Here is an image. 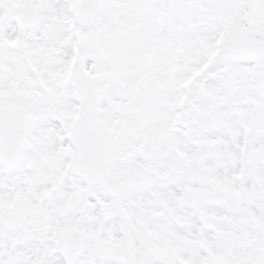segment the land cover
I'll return each instance as SVG.
<instances>
[{
	"label": "snow or ice",
	"instance_id": "6c2138e0",
	"mask_svg": "<svg viewBox=\"0 0 264 264\" xmlns=\"http://www.w3.org/2000/svg\"><path fill=\"white\" fill-rule=\"evenodd\" d=\"M0 264H264V0H0Z\"/></svg>",
	"mask_w": 264,
	"mask_h": 264
}]
</instances>
